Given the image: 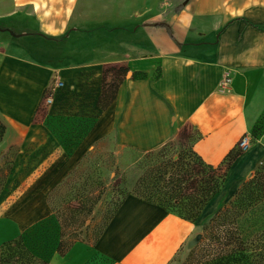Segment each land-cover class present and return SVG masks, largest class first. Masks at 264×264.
<instances>
[{"label": "crops", "instance_id": "crops-1", "mask_svg": "<svg viewBox=\"0 0 264 264\" xmlns=\"http://www.w3.org/2000/svg\"><path fill=\"white\" fill-rule=\"evenodd\" d=\"M112 66L147 77L124 83L90 143L116 130L123 144L152 150L193 127L202 135L195 151L218 166L264 118V0H0V121L8 144L0 159L36 138L34 117L55 79L80 88L82 74L100 77ZM226 77L222 95L216 89ZM263 158L264 136L233 163L225 187L237 190ZM40 202L48 207L44 196ZM36 207L34 200L8 213L0 199V246L23 237ZM193 232V223L130 195L94 246L76 243L64 256L58 245L31 251L49 264H169Z\"/></svg>", "mask_w": 264, "mask_h": 264}, {"label": "trees", "instance_id": "trees-1", "mask_svg": "<svg viewBox=\"0 0 264 264\" xmlns=\"http://www.w3.org/2000/svg\"><path fill=\"white\" fill-rule=\"evenodd\" d=\"M158 25L165 27L173 37L166 24ZM114 69L111 68L113 71ZM118 71L126 76L129 69L120 67ZM47 91L48 89L43 98ZM116 91L117 89L114 93L102 95L99 100L102 110H106L115 101ZM263 123L264 118L254 130ZM4 132L5 126L0 122V139ZM201 139L202 135L197 129L185 128L177 143L169 142L157 152L142 153L130 149L135 154L130 163L139 167V176L130 189L126 176L123 174L120 177L119 166H116L110 175L112 193L116 195L114 208L91 243L82 237L87 236L90 230V225H86L87 220L84 219L107 192V183L101 175L85 176L90 158L84 157L67 179L50 192L47 199L48 206L61 227L58 254L66 255L76 243L94 246L130 195L155 204L183 220L196 223L204 209L223 191L233 163L243 154L236 145L220 165H211L194 149ZM17 154L18 149L11 147L2 157L0 196ZM93 164L96 165V162ZM81 181L84 185L90 181L91 189L88 192L84 188L75 191L76 184ZM259 210H264V158L237 188L233 198L219 206L208 221L201 223L202 233L198 235L200 240L189 250L185 264H264V216L257 219ZM68 229H71L69 234ZM0 264L49 263L36 257L25 245L23 238L19 237L0 246Z\"/></svg>", "mask_w": 264, "mask_h": 264}, {"label": "rangeland", "instance_id": "rangeland-1", "mask_svg": "<svg viewBox=\"0 0 264 264\" xmlns=\"http://www.w3.org/2000/svg\"><path fill=\"white\" fill-rule=\"evenodd\" d=\"M166 19L173 20L174 17L167 16ZM111 68L116 70L113 71ZM118 68L120 66L106 67L101 70L100 77H97L95 73L82 74L78 80L80 88H73L63 82L59 84L60 81L55 79L34 117V124L39 128L36 138L27 145L20 144L13 147L18 149V154L0 199L1 202L10 203L8 213L37 200L36 215L41 218L36 217L22 237L30 250L31 247L33 249L36 247L42 252H50L59 245L60 223L54 217L49 206L45 209V204L40 202V198L44 196L47 201L50 192L67 179L70 172L84 157L89 156L90 158L85 168V176L101 175L107 183V192L95 205L90 215L84 219L87 220L86 225H90V230L87 236L83 235L82 237L86 241L92 242L95 233L105 224L114 208L116 195L112 193L113 184L110 175L116 166H119V176L121 177L123 174L126 176L127 186L131 189L139 176L140 169L138 166L131 165L130 159L135 157V154L130 149L148 153L157 152L161 148L143 150L135 145L123 144L120 133L116 130L96 142H89L95 128L112 116V105L118 99L124 83L130 79L143 80L147 77L143 73L134 72L131 74L130 69L125 76L118 71ZM115 89H117L115 101L106 110H102L99 106L100 98L103 94L114 93ZM118 113L114 115L113 121L116 120V116L118 118ZM188 128L192 129L193 127ZM182 131L174 132L171 142L177 143ZM6 136L5 129L3 137L0 139V157L7 149V141H4ZM251 136L257 143L264 136V123L260 128L252 131ZM1 160L2 158L0 162ZM95 162L96 165L93 164ZM89 182L86 185L82 181L78 182L75 191L84 188L88 192L91 189ZM235 191L236 189L229 183L207 206L200 219L193 223L192 238L202 233L201 223L208 221L219 206L228 203L233 198ZM257 216V219H261L264 216V210H259ZM70 230H67V234ZM188 252L189 249L185 244L169 264H185ZM94 264H107V262L97 258Z\"/></svg>", "mask_w": 264, "mask_h": 264}, {"label": "built area", "instance_id": "built-area-1", "mask_svg": "<svg viewBox=\"0 0 264 264\" xmlns=\"http://www.w3.org/2000/svg\"><path fill=\"white\" fill-rule=\"evenodd\" d=\"M59 84H61V82ZM229 84H230V78L229 77H226V79L218 85L216 91L219 94H222V95L223 94H226L227 88L229 87ZM237 145H238V147L240 148V150L243 153L246 152V151H248L252 147V145H253V139H252L251 135L250 134L244 135L240 139V141L238 142Z\"/></svg>", "mask_w": 264, "mask_h": 264}, {"label": "water", "instance_id": "water-1", "mask_svg": "<svg viewBox=\"0 0 264 264\" xmlns=\"http://www.w3.org/2000/svg\"><path fill=\"white\" fill-rule=\"evenodd\" d=\"M200 237L197 235L196 237H194L192 240H190L187 244V248L189 250L193 249L199 242Z\"/></svg>", "mask_w": 264, "mask_h": 264}, {"label": "bare ground", "instance_id": "bare-ground-1", "mask_svg": "<svg viewBox=\"0 0 264 264\" xmlns=\"http://www.w3.org/2000/svg\"><path fill=\"white\" fill-rule=\"evenodd\" d=\"M9 232V231H8Z\"/></svg>", "mask_w": 264, "mask_h": 264}]
</instances>
